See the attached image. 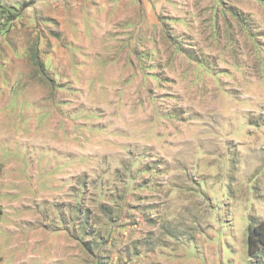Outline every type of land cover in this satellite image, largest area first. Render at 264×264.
Segmentation results:
<instances>
[{
  "label": "rangeland",
  "instance_id": "374dc122",
  "mask_svg": "<svg viewBox=\"0 0 264 264\" xmlns=\"http://www.w3.org/2000/svg\"><path fill=\"white\" fill-rule=\"evenodd\" d=\"M264 0H0V264H262Z\"/></svg>",
  "mask_w": 264,
  "mask_h": 264
},
{
  "label": "trees",
  "instance_id": "16d2710c",
  "mask_svg": "<svg viewBox=\"0 0 264 264\" xmlns=\"http://www.w3.org/2000/svg\"><path fill=\"white\" fill-rule=\"evenodd\" d=\"M261 250L264 251V221L259 223L255 230L250 231L248 236L249 255H255Z\"/></svg>",
  "mask_w": 264,
  "mask_h": 264
}]
</instances>
